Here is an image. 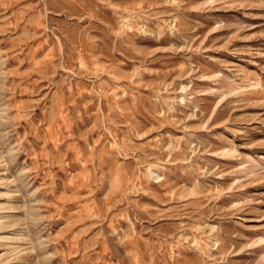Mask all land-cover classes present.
Masks as SVG:
<instances>
[{
	"label": "rangeland",
	"instance_id": "1",
	"mask_svg": "<svg viewBox=\"0 0 264 264\" xmlns=\"http://www.w3.org/2000/svg\"><path fill=\"white\" fill-rule=\"evenodd\" d=\"M0 264H264V0H0Z\"/></svg>",
	"mask_w": 264,
	"mask_h": 264
}]
</instances>
